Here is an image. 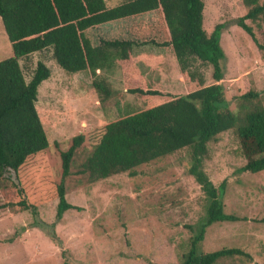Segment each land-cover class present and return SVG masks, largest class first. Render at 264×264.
<instances>
[{"label": "rangeland", "instance_id": "rangeland-1", "mask_svg": "<svg viewBox=\"0 0 264 264\" xmlns=\"http://www.w3.org/2000/svg\"><path fill=\"white\" fill-rule=\"evenodd\" d=\"M104 1L111 7L122 0ZM202 1L207 34L217 24H227L220 39L225 54L220 83L228 109L236 110L240 96L249 91L258 93L264 104V52L232 24L249 9L243 0ZM245 23L264 45V19ZM142 54L161 58L163 63L161 68H152L137 59L147 82H161L167 91L178 95L188 92L170 49H134L135 57ZM12 55L0 21V62ZM39 61L51 72L39 86L35 103L40 116L48 120L44 126L48 148L29 157L17 173L37 215L18 206L21 197L10 182L0 185V264H179L191 236L185 227L203 216L206 204L200 186L187 174L188 152L183 150L141 166L132 177L123 173L88 183L79 172L80 164L99 143L105 125L146 105L137 96L122 93L118 69L103 72L115 95L102 100L86 73L63 71L52 59L50 49L19 60L27 81ZM192 67L203 73L206 84L212 82L209 65L196 60ZM78 135L83 136V142L64 180L66 200L77 209L67 211L56 224L55 243L42 229L33 227V222H54L62 176L60 153ZM244 164L232 132L222 133L216 142L208 144L204 170L216 188L225 184L220 194L224 213L240 220L212 224L199 250L208 253L238 248L251 257H234L217 264H264V171L243 173L240 169Z\"/></svg>", "mask_w": 264, "mask_h": 264}, {"label": "trees", "instance_id": "trees-1", "mask_svg": "<svg viewBox=\"0 0 264 264\" xmlns=\"http://www.w3.org/2000/svg\"><path fill=\"white\" fill-rule=\"evenodd\" d=\"M243 3L249 9L247 14L232 24L264 52V45L245 23L264 19V1ZM203 14L202 0H122L111 7L104 0H0V21L13 52L0 62V185L10 182L17 189L21 209L37 215L17 173L29 157L48 148L44 131L48 120L40 116L35 103L39 86L51 72L39 61L27 81L19 60L50 49L52 59L63 71L86 73L102 100L115 95L103 72L118 69L122 93L137 96L146 105L105 125L99 143L80 164L79 172L87 182L93 184L123 173L132 177L141 166L186 150L190 164L187 174L200 186L206 204L203 216L185 227L191 236L179 264H217L234 257L251 260L238 248L208 253L199 250L212 224L240 220L224 213L220 194L225 184L216 188L204 170L208 144L216 142L220 134L232 132L245 160L240 171H264V104L258 93L249 91L240 96L236 110L228 109L220 83L225 59L220 39L227 24H217L207 34ZM144 46L172 51L188 84L186 94L170 93L161 82L146 81L137 59L152 68H161L163 63L161 58L147 54L135 57L134 49ZM196 60L212 68L210 84L192 67ZM82 142V135L75 136L68 149L60 153L62 176L54 222H33V227L42 229L55 243L56 224L67 211L77 209L66 200L64 180Z\"/></svg>", "mask_w": 264, "mask_h": 264}]
</instances>
